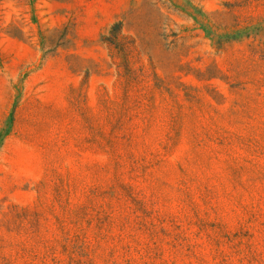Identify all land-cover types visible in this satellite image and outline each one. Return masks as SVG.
Here are the masks:
<instances>
[{
	"label": "rangeland",
	"instance_id": "obj_1",
	"mask_svg": "<svg viewBox=\"0 0 264 264\" xmlns=\"http://www.w3.org/2000/svg\"><path fill=\"white\" fill-rule=\"evenodd\" d=\"M0 264H264V0H0Z\"/></svg>",
	"mask_w": 264,
	"mask_h": 264
}]
</instances>
